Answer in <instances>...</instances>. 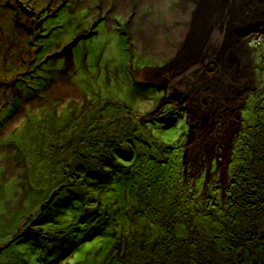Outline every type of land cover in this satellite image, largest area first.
Instances as JSON below:
<instances>
[{
  "label": "rangeland",
  "instance_id": "obj_1",
  "mask_svg": "<svg viewBox=\"0 0 264 264\" xmlns=\"http://www.w3.org/2000/svg\"><path fill=\"white\" fill-rule=\"evenodd\" d=\"M126 1L0 0V264H198L236 228L224 264H264L263 204L220 223L262 190L264 0L231 10L223 78L175 37L207 0ZM177 61L225 83L183 91Z\"/></svg>",
  "mask_w": 264,
  "mask_h": 264
},
{
  "label": "bare ground",
  "instance_id": "obj_2",
  "mask_svg": "<svg viewBox=\"0 0 264 264\" xmlns=\"http://www.w3.org/2000/svg\"><path fill=\"white\" fill-rule=\"evenodd\" d=\"M239 1L240 0H207V2H204L201 5L194 4V6H192L188 10V28L185 27L184 32H182L181 34H176L175 37L179 36L178 38H181L182 42L185 41L181 45L180 49L185 50L186 52L193 47H196L197 49L194 51H188V54H191L194 60H190L189 63H186L183 69H187L188 67H190L191 63L193 65L196 62L197 57L200 58L204 55V57L213 59L215 55H219L218 53L219 51H221V56L219 57L222 59L223 66L221 65L220 78H223V76H226L227 74H230V72H232L231 66L229 64H226L225 62H227L228 60V62H231L229 58L232 57L230 49L233 41V39H229L231 36V10H234L235 4H238ZM126 2L128 6H131L129 0H127ZM218 3L220 5H218ZM149 33L150 34H147L148 37L146 38L149 43L154 42V39L152 40L153 37L155 38V40H158V38H156V29L153 30L150 28ZM164 41L166 42L165 39L163 40V42ZM177 49V54H180L181 50L179 48ZM177 66L178 61L177 63L173 64L172 68H170V77L174 78V80H178L180 84H184L183 91H206L207 88H209L210 90L212 88L213 90L217 89V87L219 86L217 79L220 78L218 75L216 76L217 79H213L211 81L212 83H210L209 86L204 79V76L206 77V75L203 76L201 74V70H194L192 68L185 76L182 77L179 73V70H176ZM207 73L209 72L207 71ZM220 83L221 84L219 87H222L225 82H222L220 80ZM191 87H193V90H190ZM9 127L10 126L8 125V128ZM255 179L257 180V178ZM263 180L264 173L262 176V180L260 181Z\"/></svg>",
  "mask_w": 264,
  "mask_h": 264
},
{
  "label": "trees",
  "instance_id": "obj_3",
  "mask_svg": "<svg viewBox=\"0 0 264 264\" xmlns=\"http://www.w3.org/2000/svg\"><path fill=\"white\" fill-rule=\"evenodd\" d=\"M262 161H264V148H263V151H262V158H261L260 162L257 165H255L254 163H252V165H254L255 171L258 170V172H257L258 174L261 171V169L264 168L263 166H261V162ZM263 173L260 175L261 177H258V179H259L258 181H256V179H255L257 176L255 178H252V180L250 179V182L251 183H253V184L255 182L258 183L259 186L262 187L261 188L262 190L260 192H258V193H256V191H255V193H254L249 188L250 187V184H248L247 187L242 186L243 188L241 187L240 190H243V192H241V193L244 196V199H242V200L240 199L239 202H237V199L234 200L235 201L234 203L236 204L235 207H237V209H236V211H233L232 212L233 213L232 216H230L231 214H229L228 217H225V218H221L220 219V223L222 225L224 224V221L228 220V218H230V220L231 219L232 220H236L238 218L237 216H238L239 213H241V216L240 217H243L244 216V218H248L249 215H250L248 213L252 212V210L254 211L255 210V207L257 206V204H259L260 208H261L262 204L264 206V180L263 181H260V180H262ZM255 188H257V186ZM248 193L250 195H252V193H254V197L253 196H252V198L246 197V196L249 195ZM235 194L237 196V191L236 190H235ZM238 196H240V193H239ZM241 208H244V210H241ZM242 211H244V213H242ZM231 217H233V218H231ZM250 219H252V218H250ZM216 228L218 230L219 229L220 230L223 229V231L226 230V226L225 227H222V228H220V227H216ZM230 230H231V228H230ZM180 231H181V229L177 233H180ZM230 232H231V234H229L224 239V242H227L228 245H226L224 243H220L219 244V248L217 249L216 256L215 257L213 256V260L211 258H208V257H205V259H202V258H204L202 256V258H199L198 264H224L225 258L230 257V254H231V252H232L233 249L240 250V252L236 253V256H242V254L245 253V251H243V250H246L247 248H243L241 246V243H238V241L236 240V238L235 237H232L233 234H236L237 233V228L235 230H231ZM237 259L238 260L236 261V264H238V263L241 264V260H242L241 257H237Z\"/></svg>",
  "mask_w": 264,
  "mask_h": 264
}]
</instances>
